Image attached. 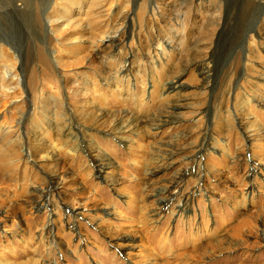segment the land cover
I'll return each mask as SVG.
<instances>
[{"label":"rangeland","instance_id":"1","mask_svg":"<svg viewBox=\"0 0 264 264\" xmlns=\"http://www.w3.org/2000/svg\"><path fill=\"white\" fill-rule=\"evenodd\" d=\"M0 43V264H264V0H0Z\"/></svg>","mask_w":264,"mask_h":264},{"label":"bare ground","instance_id":"2","mask_svg":"<svg viewBox=\"0 0 264 264\" xmlns=\"http://www.w3.org/2000/svg\"><path fill=\"white\" fill-rule=\"evenodd\" d=\"M1 45V43H0ZM246 71H248V68H246ZM7 74H10L12 72V69L8 68L6 71H5ZM14 77H18V75L16 74V72L13 74ZM245 79V78H243ZM17 84H19L17 82ZM173 85H171L170 88L168 89H174L175 90V86H177L179 84V79L175 82L172 83ZM179 86V85H178ZM167 89V90H168ZM234 89H232V87L228 88V90L225 92V96L226 94H231L233 92ZM63 101L60 99V98H56V99H53V101H48V102H45L46 105H45V109H46V106H50V105H53V104H60L63 105L62 103ZM57 105V106H58ZM178 109H180V106H176ZM39 108V107H38ZM36 108V111H38L39 109ZM61 108V107H59ZM58 108V109H59ZM61 110V109H59ZM43 112V111H42ZM60 112V113H58ZM106 115L103 116V117H98L94 122H92V125H96L98 122H100V120H103L101 121L100 124L103 125V123H107V125L105 126H108L111 128V130L113 132H119L121 130L122 127H132V126H136L137 125V120H134V119H131V118H117V117H114L113 119H110L108 116V113H105ZM35 115L34 112H30L28 117H27V120H30L33 116ZM57 119L61 122L60 125H56L54 126L55 127V130H61V131H64L66 130V127L68 125V117H67V112H65L63 109L61 111H54V113H48L47 112V115H46V120L47 122H52L54 119ZM70 124V123H69ZM69 126V125H68ZM35 127L39 128L38 125H36ZM87 133L86 132H82V135H84L85 137L84 138H87L88 135H86ZM71 135H74V134H71ZM70 135V136H71ZM21 141V140H19ZM203 147V146H202ZM94 149V148H92ZM76 152V151H75ZM161 208H165L164 206H162ZM249 233V232H248ZM208 240V241H206ZM262 240V239H260ZM199 241V242H198ZM247 243H248V240L245 236H243V234H237V235H225V236H221L217 239H213V241H209V238H206V239H203V238H198V239H193L192 241V245L190 246V249L189 251L186 250V256L192 260V261H203L205 259V257L207 258H211L212 256H215L219 253H222V252H225V251H231V250H234L236 248H239V247H247ZM203 258V259H202ZM195 261V262H196Z\"/></svg>","mask_w":264,"mask_h":264}]
</instances>
